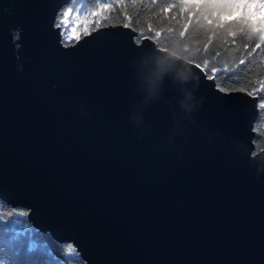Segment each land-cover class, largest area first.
<instances>
[{
	"label": "water",
	"instance_id": "water-1",
	"mask_svg": "<svg viewBox=\"0 0 264 264\" xmlns=\"http://www.w3.org/2000/svg\"><path fill=\"white\" fill-rule=\"evenodd\" d=\"M68 1L0 0V200L83 264H264L256 94L221 93L176 54L197 76L195 110L168 73L142 105L137 76L172 52L122 23L62 42L52 22Z\"/></svg>",
	"mask_w": 264,
	"mask_h": 264
},
{
	"label": "trees",
	"instance_id": "trees-1",
	"mask_svg": "<svg viewBox=\"0 0 264 264\" xmlns=\"http://www.w3.org/2000/svg\"><path fill=\"white\" fill-rule=\"evenodd\" d=\"M244 2L245 0H69L57 13L69 6L79 12V15L73 13L68 20L69 28L61 29L60 35L73 27L77 32H83L104 24H128L135 30L136 38L148 35L169 52L200 64L207 75L213 74L212 69L216 68L217 75L221 78H217L215 83L222 85L224 89L259 91V95H256L259 109L253 123V151H257L264 147V100L261 99L264 91H260V86L264 83V44L251 56L248 52L254 48L255 43H260L261 35L264 34L258 35L254 24L247 18L248 13L253 14V21L257 18L254 7H219L221 4ZM102 3L113 7L99 12L98 5ZM93 11L97 12L95 17L85 15V12ZM260 13L264 14V11L260 9ZM157 32L160 33L159 36L156 35ZM241 59L246 61L245 65L239 64ZM13 208L24 209L0 200V216L7 218ZM29 226L36 232L37 243L51 254L42 251L33 255L25 251L13 258H18L21 264L39 259L47 264H56L57 260H62L66 242L69 241H52L49 233Z\"/></svg>",
	"mask_w": 264,
	"mask_h": 264
},
{
	"label": "snow or ice",
	"instance_id": "snow-or-ice-1",
	"mask_svg": "<svg viewBox=\"0 0 264 264\" xmlns=\"http://www.w3.org/2000/svg\"><path fill=\"white\" fill-rule=\"evenodd\" d=\"M113 5L108 3H102L98 5V11L104 12L105 10H110ZM221 8H244L256 9V19L253 21V14L248 13L247 18L250 22H252L255 26L256 33L258 35L264 34V14L260 13V9L264 8V0H245L244 3H230V4H221L219 5ZM76 13L79 15L78 10L73 9L72 7H66L60 10L58 13L54 15L52 27L56 30L57 33H60L61 29H68V20ZM85 15H91L95 17L97 15L96 11L91 13L85 12ZM243 18V14L242 17ZM97 25H99V20L96 21ZM124 28H128V24L123 25ZM90 33L86 29L83 32H77L75 27L69 29V31L64 32L60 35V40L62 42L71 43L75 46L76 42L80 41L81 35L88 36ZM157 36L160 35L159 32L156 33ZM183 35V33H182ZM138 38H134L133 42L137 43ZM262 44H264V35H261L260 43H255L254 48H252L248 55L251 56L256 49H259ZM138 47H142L143 45L138 44ZM165 50V49H161ZM246 61L241 59L239 61L240 65H245ZM196 68L200 67V64L195 65ZM213 74H209L205 77L208 81L212 83V86L216 88L219 92L224 93L225 89L222 85L216 84L215 80L217 78H221L217 75L218 70L216 68L212 69ZM260 91H264V83L260 86ZM259 95V91L254 90V92H249L248 94L251 96L253 94ZM261 99L264 100V96H261ZM30 208L17 209L13 208L11 212L8 213L7 218L0 216V264H21V261L18 257L21 253L27 252L29 254H37L46 252L48 255L51 254L48 249H42L41 245L37 243L36 240V232L30 227V221L28 217L31 215ZM67 247L63 252V259L57 260L56 264H81L82 256L79 252L77 245L74 242H66ZM27 264H47V262L39 259L36 261H29Z\"/></svg>",
	"mask_w": 264,
	"mask_h": 264
},
{
	"label": "clouds",
	"instance_id": "clouds-1",
	"mask_svg": "<svg viewBox=\"0 0 264 264\" xmlns=\"http://www.w3.org/2000/svg\"><path fill=\"white\" fill-rule=\"evenodd\" d=\"M156 66L154 74L146 78V84L137 76V86L144 93L141 104L145 105L159 98L161 91L160 82L164 75L168 73L172 77L173 84L179 85L178 91L180 92V97L176 103L184 115H190L198 103L194 91L184 87L190 81L193 82V87L196 86L197 76L190 65L183 62L182 58L176 56L174 53H162L156 54ZM130 119L139 127L142 116L137 111Z\"/></svg>",
	"mask_w": 264,
	"mask_h": 264
},
{
	"label": "rangeland",
	"instance_id": "rangeland-1",
	"mask_svg": "<svg viewBox=\"0 0 264 264\" xmlns=\"http://www.w3.org/2000/svg\"><path fill=\"white\" fill-rule=\"evenodd\" d=\"M262 10L264 11V8H262Z\"/></svg>",
	"mask_w": 264,
	"mask_h": 264
}]
</instances>
